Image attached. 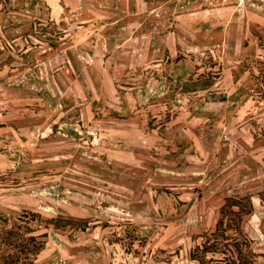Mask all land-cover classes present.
<instances>
[{"label": "rangeland", "instance_id": "1", "mask_svg": "<svg viewBox=\"0 0 264 264\" xmlns=\"http://www.w3.org/2000/svg\"><path fill=\"white\" fill-rule=\"evenodd\" d=\"M0 237L264 264V0H0Z\"/></svg>", "mask_w": 264, "mask_h": 264}, {"label": "trees", "instance_id": "2", "mask_svg": "<svg viewBox=\"0 0 264 264\" xmlns=\"http://www.w3.org/2000/svg\"><path fill=\"white\" fill-rule=\"evenodd\" d=\"M5 237H3V238H1L0 237V251L2 250V246L4 245V243L6 242V238L4 239ZM2 239H4V240H2ZM7 240H10V238H8ZM11 241V240H10ZM9 245H11V244H13V243H8ZM19 247V246H18ZM21 251V250H20ZM22 252V251H21ZM14 256H16V255H10V254H8V255H4V256H1L0 257V260H1V262H2V264H16L17 262H19L20 261V257H18V256H16V258H17V260H16V258L14 259ZM16 261V262H15Z\"/></svg>", "mask_w": 264, "mask_h": 264}]
</instances>
